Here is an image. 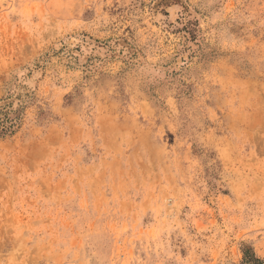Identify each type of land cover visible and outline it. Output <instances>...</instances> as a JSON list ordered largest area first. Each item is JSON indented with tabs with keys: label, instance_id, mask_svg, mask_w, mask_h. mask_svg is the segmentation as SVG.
Listing matches in <instances>:
<instances>
[{
	"label": "rangeland",
	"instance_id": "374dc122",
	"mask_svg": "<svg viewBox=\"0 0 264 264\" xmlns=\"http://www.w3.org/2000/svg\"><path fill=\"white\" fill-rule=\"evenodd\" d=\"M264 262V0H0V264Z\"/></svg>",
	"mask_w": 264,
	"mask_h": 264
},
{
	"label": "trees",
	"instance_id": "16d2710c",
	"mask_svg": "<svg viewBox=\"0 0 264 264\" xmlns=\"http://www.w3.org/2000/svg\"><path fill=\"white\" fill-rule=\"evenodd\" d=\"M243 253V264H264V262L257 258L250 248H244Z\"/></svg>",
	"mask_w": 264,
	"mask_h": 264
}]
</instances>
